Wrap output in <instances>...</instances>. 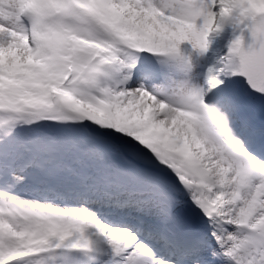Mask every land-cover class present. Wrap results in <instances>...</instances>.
I'll return each mask as SVG.
<instances>
[{
    "label": "snow or ice",
    "instance_id": "snow-or-ice-1",
    "mask_svg": "<svg viewBox=\"0 0 264 264\" xmlns=\"http://www.w3.org/2000/svg\"><path fill=\"white\" fill-rule=\"evenodd\" d=\"M0 264H264V0H0Z\"/></svg>",
    "mask_w": 264,
    "mask_h": 264
}]
</instances>
